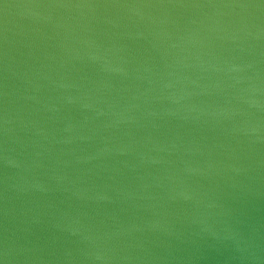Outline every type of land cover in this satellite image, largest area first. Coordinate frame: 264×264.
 Returning a JSON list of instances; mask_svg holds the SVG:
<instances>
[{
	"label": "water",
	"instance_id": "95a60500",
	"mask_svg": "<svg viewBox=\"0 0 264 264\" xmlns=\"http://www.w3.org/2000/svg\"><path fill=\"white\" fill-rule=\"evenodd\" d=\"M0 264H264V0H0Z\"/></svg>",
	"mask_w": 264,
	"mask_h": 264
}]
</instances>
